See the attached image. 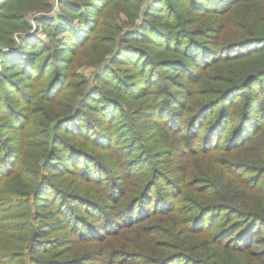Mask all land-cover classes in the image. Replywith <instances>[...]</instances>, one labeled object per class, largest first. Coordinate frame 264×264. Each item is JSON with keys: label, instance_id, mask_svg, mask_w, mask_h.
<instances>
[{"label": "trees", "instance_id": "trees-1", "mask_svg": "<svg viewBox=\"0 0 264 264\" xmlns=\"http://www.w3.org/2000/svg\"><path fill=\"white\" fill-rule=\"evenodd\" d=\"M146 1L1 53L0 264H264V0Z\"/></svg>", "mask_w": 264, "mask_h": 264}, {"label": "rangeland", "instance_id": "rangeland-1", "mask_svg": "<svg viewBox=\"0 0 264 264\" xmlns=\"http://www.w3.org/2000/svg\"><path fill=\"white\" fill-rule=\"evenodd\" d=\"M77 3H82L85 0H75ZM150 0H147L148 3ZM40 7L39 9H35L34 5ZM47 4V6H45ZM45 6V7H44ZM59 12H61V0H36L34 1H27V0H14L10 3V0H3V2L0 4V74L2 72V69L4 68V61L3 56L1 57V53L6 54H14L16 52H19L21 50V44L22 39L21 37L28 38V39H37L39 41H49L50 37L48 34V29L52 28V18L54 15H57ZM97 14L99 11H95ZM122 19H120V22H124L126 18H128L125 14H122ZM16 17V20H15ZM47 22V23H45ZM129 22V19L128 21ZM44 23L46 25H44ZM26 24V25H25ZM128 23H123V26H125ZM29 27L28 29H23ZM94 28H96L94 26ZM95 32V31H91ZM34 40L33 46H39L40 43ZM30 46V45H29ZM20 47V49H19ZM32 47V46H31ZM51 48V46H50ZM66 50H61V53H66ZM46 53L44 52L43 57L40 58L37 62H42ZM69 54V53H68ZM77 56V55H76ZM35 57L33 56V59ZM76 58H73L72 61H75ZM70 63L71 60H69ZM44 62V61H43ZM77 73L81 76L88 78V80L91 83H95L94 74L97 71L96 68L83 65L82 60H77ZM15 68L19 69V66L16 67L15 64L8 65V69L11 71H8L11 78H16L17 76V70ZM7 74L9 75V73ZM36 72V71H35ZM54 69L48 68L46 76L53 74ZM20 79H25L24 76L17 77ZM40 81L43 82V77H40ZM90 83V84H91ZM46 87V86H44ZM73 92H71L69 95L67 94L64 96L59 102H66V100L70 97V95ZM82 95L78 99L80 101ZM77 101V102H78ZM59 102H55L51 105H57ZM57 106H52L51 110H56ZM39 111V118L45 119V111L43 110V105L41 104L40 107H38ZM0 121H8L7 117L5 115H0ZM13 138H18V135H13ZM150 141V140H149ZM242 155V154H240ZM139 211L136 212V214Z\"/></svg>", "mask_w": 264, "mask_h": 264}]
</instances>
